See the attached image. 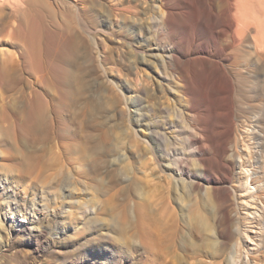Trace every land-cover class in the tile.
I'll return each instance as SVG.
<instances>
[{"label": "rangeland", "instance_id": "rangeland-1", "mask_svg": "<svg viewBox=\"0 0 264 264\" xmlns=\"http://www.w3.org/2000/svg\"><path fill=\"white\" fill-rule=\"evenodd\" d=\"M163 2L162 0H49L25 4L24 10L15 15L16 17L9 13L4 15L8 19H1L0 102L2 103L4 97L19 96L23 91L26 97L34 98L36 112H30L28 123L25 122L20 108L16 113L0 115V264H146L147 255H150V261L156 264H234L231 256L237 248H242L239 251L244 249L243 244L239 247L235 245L240 236L236 229L240 215L237 214L238 205L234 194L228 201L230 213L234 212V215L231 214L233 235L225 240L220 235L219 227L225 192L219 190L215 193L214 185L204 182L203 191L206 192L208 188L207 193L202 194L197 189L196 193H191L189 180L182 188L184 182L177 179L178 177L175 178L177 173L172 176L171 172L168 173V170L158 165L153 155H150L151 159L144 155L143 143L137 131L140 113L138 87L144 81V74L151 73V76L158 78L156 71L167 68L166 71L169 70L167 72L175 76L176 80L171 79V85L167 81L164 82L166 90L160 95L166 102L169 100L172 106L177 103L174 107L181 110L176 116L172 115L173 121L176 117L180 119L177 118L175 121L176 128L173 130L178 137L177 146L190 153L189 157L185 158L187 161L185 163L187 168L192 170V179H195L202 170L199 161L194 160L195 153L199 151L197 142L199 137L194 134L200 133V130L196 127H200L199 124H212L214 114L211 99L197 103L189 101L190 95H197L199 92L209 95V90L212 88L211 84H208L210 88L206 84L203 85L195 76L196 64H198L195 55L181 57L183 61L180 59V64L172 59L170 68L165 66V60L169 58L171 51H176L174 53L177 55L178 52L184 54L187 48L191 47L193 30L190 28L192 19L190 20L185 13L179 17L175 14L168 21L162 20L161 11L166 13ZM137 4H140L139 8L136 7ZM178 8H182L184 12V6L180 4ZM115 14L117 15L114 16ZM165 15L167 18V14ZM154 17H158V22L151 20ZM97 23H104L111 33L109 35L105 32L101 37L105 38L108 45L102 49V53L105 51L108 53L109 47L112 52L108 54L109 58L104 61L102 67H93L91 72L77 70L76 73H80V76L89 74V83L96 87L93 91L94 103L99 110L96 116L105 122L110 118L109 122H106L109 128V141L105 142L112 150L109 157L117 165L119 164V167H123L124 164L117 161L118 158L129 157L128 175L133 179L130 185L127 181L117 180L114 178L115 175H108L109 172H106L99 159L95 162L89 161L88 155L93 144L86 136L85 126L92 115L86 118L79 112L76 113L82 107V98H79L83 95L77 88L79 83L75 80L70 67L62 65L67 59L79 55L77 44L87 40V36L91 37L95 48L100 46L101 32L98 29L93 30ZM125 29L132 31L133 34L137 33L139 42L144 46L142 51L133 52L128 47V43H124L119 38ZM204 34L200 33L202 37ZM61 37H72L73 41L60 45L58 40ZM19 40L26 41L33 48V52L23 57V66L13 78L6 73V67L12 63L11 59L19 58L16 45ZM163 55L166 57H161ZM87 58L96 60L97 55L89 50ZM160 59L161 61H158ZM187 67H190L192 77L189 85L181 78L183 69ZM161 80L158 79V83L163 90ZM149 87L153 91V88ZM256 99L253 93L238 92L233 98L235 103L233 102L232 106L217 104L219 106L215 112L217 114L221 112L218 114L220 121L218 130L223 133L231 125H235L237 130L232 146L241 147L242 143H245L242 128H245V125H252L255 118L254 108L250 103H258L259 100H264V97L259 96L257 101ZM76 104L79 106H74ZM48 108L57 118L59 136L55 134L54 141L50 143L46 152L36 151L39 143L34 142V139L41 130L36 131L33 123L41 119ZM198 111H202L201 116L198 115ZM130 117L135 128L130 124ZM231 121H234V124ZM233 175V178L237 179L236 170ZM184 188L188 189V193ZM218 207L220 208L217 209ZM132 209L138 216L145 217L146 223L161 236L160 240L163 244L158 246L160 250L158 247L155 249V254L144 253L141 248L138 250L139 253H132V256L128 255V258L124 257V259L120 254L113 253V249H119L123 245L128 246L133 241L128 237L129 232L127 233L129 222L127 219ZM199 216L205 220L207 224L205 228L201 227ZM223 243L227 246L222 245ZM101 249L103 254L100 253ZM86 252L93 253L95 259L88 263L79 262L77 258L84 257ZM244 254L246 255L243 250L241 257L236 258L239 264H243L239 260L243 262ZM260 261L264 264V258L261 257L257 264H262ZM151 262L150 264H154Z\"/></svg>", "mask_w": 264, "mask_h": 264}, {"label": "bare ground", "instance_id": "bare-ground-1", "mask_svg": "<svg viewBox=\"0 0 264 264\" xmlns=\"http://www.w3.org/2000/svg\"><path fill=\"white\" fill-rule=\"evenodd\" d=\"M40 1H49V0H0V22H1V19L6 18L4 15L10 13L15 16L21 10H24L25 4H31L32 2H40ZM162 1L165 2V3L163 2V4L166 10L165 11L166 13H164L163 10L161 11L162 20L167 19L168 21V19L170 20L175 14L178 15L179 17L181 15H184L185 13V15H187L190 20L192 19L191 20L192 24L190 28L193 30V34L191 36L192 38L191 47L189 46L190 48H187L184 54H181L180 52H178L180 56H178L179 54L178 55L175 54L176 51H171L170 56H169L170 60H168L169 58L168 59L166 58L165 60L166 65L165 64L163 65L170 68L172 59L173 61L179 63V61L181 62L182 60L181 57L195 55L196 56L195 60H196V63L198 64H196V69H195L194 74L197 78L200 79V81H202L203 85L211 84L212 86L211 90L213 89V92L209 90L210 91L209 95L202 93V92H199V94L197 93V95H190L189 101H191L192 103H197L199 101H207L211 99L213 101L214 114L212 115L213 116V119L211 121L212 124H209V125L199 124L200 127H196L198 130H200L199 131L200 133L194 134L196 137H199V139L197 140L199 145L196 143L198 145L199 151L196 150L197 152L195 153L196 157L194 158V160L199 161L202 167V170L200 171L198 175L195 176V179L194 178L192 179V173H191L192 170L190 171L189 168H187V163H185L187 162L186 159L187 157H189L190 153L185 152L181 146H180L181 148L177 146L176 141L178 140L177 139L178 137H176V131L173 130L174 128H176L175 121L177 120L178 117L174 119L175 121H173L172 117L180 113L181 110H179L178 107L177 108L174 107L177 103L176 104L173 103L175 105L172 106L168 102L169 100L166 102L165 100H163V96L160 95L162 91L166 90V84H164V82L167 81L169 82V85H171V79L174 80L175 76H173L172 75L173 73L171 72H170L171 74H169L167 72L169 70L166 71L167 68H164V70L160 69L162 71H158V72L154 70L156 71L158 78L151 76V73L144 74V81L142 85L138 87V90L140 92V97L138 98V102L140 104V113L138 114V122H137L138 136L141 137V140L143 143L144 155L149 157V159H151L150 155L151 156L153 155L158 165H160V167H162L164 170H168L169 171L168 173L171 172L172 176L177 173L175 175V178L178 177L177 179H179L182 183L184 182L183 185L177 183L181 185L182 188L183 186L184 187L186 186L188 182L187 180H189L190 184L188 185H190L189 187H190L191 193L192 192L196 193V189L197 191L202 192V194L207 193L208 188L206 189L207 190L206 192L203 191L205 190L203 186L204 182L212 183L214 185L213 191L215 193H217L219 190H222L225 192L223 202H222L224 203V208L222 210L220 209L222 216L220 215L221 218L219 220L220 235H222V237L225 240L230 239L233 235L232 233V229H233L232 228V218L233 217L231 218V214H233L234 212L230 213L231 209H230V205L228 204L229 203L228 201L231 199V196L234 194L237 199V205H238L237 214L238 216L240 215L239 217L240 222L238 221L239 223L236 226L237 227L236 229L240 236H239L238 241L235 242L236 244L235 243L234 244L237 245V247L242 246L243 244L245 246L243 250L246 253V255L244 254L245 257L242 256L243 262H241V260L239 261L240 263H243V264H257L258 260L261 257L264 258V100H259L258 103H254V104L250 103L252 104V107L254 108V113H255L254 114L255 118H253L254 123L250 126L245 125V128H242L244 129L243 135L245 137V140H244L245 143L241 142L243 144L241 147H235L231 145L232 142L235 140L234 139L235 131H237L234 127L235 125L234 126L231 125L228 128V130L226 129V131H224L223 133L218 130V128L220 127L219 126L220 121L218 120V114H220L221 112L217 114L215 111L217 110L219 105L222 106L224 104L227 107L232 106L235 100V99L233 100V98L235 97V94L238 92H245L247 94L253 93L254 96L257 97L256 101L258 100L259 96L264 97V0H162ZM99 4H101V2H99ZM180 4L184 6L185 8L184 12L182 8H178V5ZM139 6L140 4L136 5V7L138 8ZM80 7L82 8V6ZM165 14H167V18ZM116 15L117 14H115L114 16ZM8 17L10 18V16ZM151 20H153L154 22H158L157 21L158 17L157 18L154 17ZM128 22H131V21H128ZM100 23L99 24L97 23V26L93 29V30L98 29V31L101 32V36L99 38V41L101 42L100 46L95 48L93 46L91 37L87 36L88 38L87 40L86 39L84 41L82 40V42H79L77 44L79 55H76L70 59H67L62 65H67L70 67V69L74 73L75 80L78 81L77 83H79L78 87L77 86L75 87H77L78 90L83 95V97L79 96L80 97L79 99L82 98L81 100L82 107H80V110H78L76 113L77 114L80 113L86 118L92 115V117L90 116L91 118H89V121L87 120V123L85 122L86 123L85 127H87L86 136H88V140L91 142V144H93L92 149L90 150V154L88 155L89 161L93 160L95 162L97 159H99L101 163L103 164V166L106 168V172H109L108 175H112V176L115 175L116 177L114 176V178L122 182L127 181L129 182V185H130L133 179H131L130 178L131 176L129 177L128 175L129 167H130L128 166L129 157L123 156L122 158H118L117 161H121L120 163L124 164L123 167H119L118 166L119 164L117 165L112 160V158L109 157L110 151L112 150H110V146H107L105 142L109 141V128L107 127L108 123L106 122L108 121V119H110L108 118L110 116L106 117L108 118L106 122L104 120H100L99 117L96 116V112L97 113L99 112V110L96 108V105L94 103L95 101H94L93 91H94V88L96 87H93L92 84L89 83L90 82L89 74L83 75L81 73L82 75L80 76V73L79 74L76 73L77 70L78 71L85 70V72H91L93 67H96V66L102 67V65H104L103 64L104 61H106L109 58L108 54L112 52V49L109 47L108 53H106V51L102 53V49L108 47V45L105 42V38L103 39L101 37L104 36L105 32L108 33L109 35L111 33L108 32L110 30L109 27H107L104 23L103 24H100ZM13 25H14V22H13ZM200 33L201 34L205 33V34L202 37ZM140 37L142 36L140 35ZM119 38L122 39L124 43L125 42L128 43V47L131 48L133 52H137V51L140 52L144 49V46L142 45L141 42H139V39L137 38V33L133 34L132 31L125 29L124 33L122 35L121 34L119 35ZM144 38H147V37H144ZM58 41L60 45H65V44L71 43L73 41V38L72 37L71 38L61 37ZM119 42L120 41L118 40V43ZM16 45L18 49L19 58L11 59L12 63L9 62L10 64L6 67V73L9 74L10 77L12 76L13 78H15V75L21 70V67L23 66V57L33 52V48L24 40H19V42H17ZM89 50H92L97 55L96 60H92L88 58L86 59V57L88 56ZM160 50L162 49L160 48ZM161 57H166V55L165 56L163 55ZM144 58L142 59L144 60ZM158 61H161V59ZM163 65L161 67H163ZM185 69H183V74L181 75V78L185 79V81L187 82V85H189L192 82L191 72L189 70L190 67L189 68L187 67L188 70L187 69L185 70ZM158 79H162L161 81L163 83V90L160 89L161 86L159 87ZM13 82H15L14 79H13ZM192 85H194V83H192ZM149 86L153 88V91H151L152 89H150ZM208 86L210 88V85ZM80 92H79V95H80ZM122 99L124 100L123 97ZM74 101L75 100H72V102ZM218 103L219 105L217 106ZM74 106H77V104ZM235 106L233 108H235ZM18 108L21 109L22 115L25 118V122L28 123L29 122L28 117H29L30 112L31 113H33L34 111L36 112V106L34 105V98L26 97L23 91H21V95L19 96L4 97L2 99V103L0 104V115L3 113H8V114H11L13 112L16 113L18 112ZM76 109H79V108H76ZM209 110L212 112L211 108ZM201 113L202 111L201 112L198 111L199 116H201L200 115ZM224 113L227 114V112H224ZM52 114L53 113L51 109L48 108L44 116L41 117V119L40 118L37 119L33 123V128L36 131L41 130V132L37 133L34 139V142L38 141L39 143V145L36 146V151L46 152L50 147V143L54 141L55 134L56 136H59L57 118L55 117V115H52ZM226 118H228V116ZM178 120L180 119L178 118ZM129 121H130L131 126L135 128V125L131 117L129 118ZM139 128H141V130H139ZM191 134L193 135V133ZM193 137L194 136H192V138ZM103 141H104V145H103ZM240 145L241 144L239 143V146ZM143 161L144 160L142 159V163ZM113 165H115V167H113ZM175 168L177 169L175 170ZM235 170L237 171V176H238L237 179L233 178L234 176L233 173ZM134 190H135V187H134ZM187 190L185 191L186 193H188ZM220 207H218L217 209H219ZM127 220H129V222L127 223V228H128L127 233L129 232L128 237H130L133 241L130 244L128 243L129 244L128 246L123 245V247H120L119 249L114 248L113 253L120 254L123 258L124 257L128 258L127 257L128 255L132 256V253L134 254L135 252L137 253L138 250L141 248H143L141 249V251L144 250L143 251L144 253L145 252H147V254L154 253L155 249L161 244V240H160L161 236L157 234V232L154 231L155 229H153L152 226H150V224L146 223L145 217L138 216L133 209L130 211V214L128 215ZM215 221L216 220H214V222ZM199 223L201 224L202 228H205L207 225L205 223V220L202 218V216L199 220ZM213 226L215 228V225ZM209 227L207 226V228ZM212 230L214 231V229ZM125 234H126V231H125ZM90 238H93V237H90ZM226 243H229V242H226ZM234 244L233 246H235ZM222 245H224V243ZM240 248H237L235 250V253L231 256L232 257L231 259L234 260V262L232 260L234 264H239L236 261V258L241 257L243 250L239 251ZM90 250H92V248H90ZM102 250L103 249H101L100 251L101 254H103ZM114 250H116L117 252H114ZM158 250H160L159 247H158ZM145 257H146L145 259L146 264H150L151 262L150 255H147ZM94 259H95V256L91 252L88 254L86 252V255L84 257L77 258L79 262H87V263L93 261ZM155 259L157 258L155 257ZM151 263L156 264L155 262H151Z\"/></svg>", "mask_w": 264, "mask_h": 264}]
</instances>
